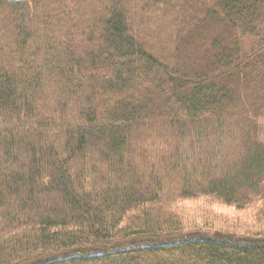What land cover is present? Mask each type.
I'll use <instances>...</instances> for the list:
<instances>
[{
	"label": "trees",
	"instance_id": "16d2710c",
	"mask_svg": "<svg viewBox=\"0 0 264 264\" xmlns=\"http://www.w3.org/2000/svg\"><path fill=\"white\" fill-rule=\"evenodd\" d=\"M203 196L264 202V0H0V264H264Z\"/></svg>",
	"mask_w": 264,
	"mask_h": 264
},
{
	"label": "rangeland",
	"instance_id": "374dc122",
	"mask_svg": "<svg viewBox=\"0 0 264 264\" xmlns=\"http://www.w3.org/2000/svg\"><path fill=\"white\" fill-rule=\"evenodd\" d=\"M254 43L245 40L243 44L247 48ZM168 207L167 214L176 216L184 233L247 239L264 232V202L237 208L215 196H203L176 200Z\"/></svg>",
	"mask_w": 264,
	"mask_h": 264
}]
</instances>
